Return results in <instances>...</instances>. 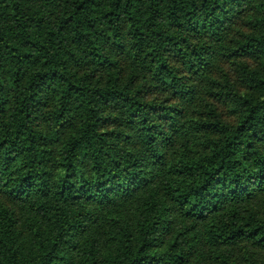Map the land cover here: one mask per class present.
<instances>
[{
    "label": "trees",
    "instance_id": "16d2710c",
    "mask_svg": "<svg viewBox=\"0 0 264 264\" xmlns=\"http://www.w3.org/2000/svg\"><path fill=\"white\" fill-rule=\"evenodd\" d=\"M0 264H264V0H0Z\"/></svg>",
    "mask_w": 264,
    "mask_h": 264
}]
</instances>
